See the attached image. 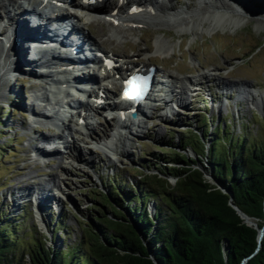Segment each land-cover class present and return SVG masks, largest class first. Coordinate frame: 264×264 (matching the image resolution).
Instances as JSON below:
<instances>
[{
  "label": "rangeland",
  "instance_id": "374dc122",
  "mask_svg": "<svg viewBox=\"0 0 264 264\" xmlns=\"http://www.w3.org/2000/svg\"><path fill=\"white\" fill-rule=\"evenodd\" d=\"M6 1L9 5L13 3V0ZM198 1L171 0V3L174 9L191 10L198 6ZM257 1L258 3L250 5L245 0L241 3L243 6L230 3L228 9L242 14L239 20L235 18L232 21L237 20V23L226 27L218 26L210 31L188 30L180 34L172 27L146 25L145 28H133L132 31L125 29L124 33L120 34L125 38H116L110 36L107 31L110 21L89 22L87 27L91 32H100L98 39L105 48L112 52L124 51L133 55V61L154 62L160 68L179 76L192 77L204 73L213 75V79L207 77L196 80L194 90L184 100L186 104L176 112L169 108L170 116L162 111L148 112L146 116H140V123L138 119H126V142L121 143L119 149H116L114 144V132L110 134L114 130L115 119L105 120L98 114L93 120L96 129L94 137L105 142L109 138L112 142L111 148L81 141L75 133H72L73 141L69 140V137L61 138L64 147L76 144L78 149L85 153V156L82 153L84 161L85 158L91 159L93 166L80 162L79 154L74 160L63 157L56 147L50 150L54 152L50 164H43L41 159L33 156L34 144L43 143L38 142L36 137H57L51 135L47 127L40 126L33 116L35 109L39 108L37 102L45 103L46 94L43 89L31 88L36 79L30 78L33 82H28V74L26 78L25 74L14 73L15 68H3L0 72L1 219L26 212L24 221L23 217L17 219L22 221L24 230L36 226L35 236L46 238L45 245L51 249L62 250L65 243L71 244L80 236L86 237L85 230L89 218L96 209L111 215V208L105 201L104 194L109 188H115L112 184L116 185L117 197L123 203L130 201V206L141 204V192H147L144 189L145 179L141 180V171L159 173L153 165L156 159L163 155L164 150L168 149L166 144L178 146L188 130L200 132L205 121L207 125L212 123L213 126L220 127V131L226 130L230 134H240L245 126L247 132L252 136L256 135L260 118L264 115V0ZM114 2L111 0L112 5ZM4 10L5 7L0 8V13H4ZM132 45L146 52L137 53ZM35 68L38 70L39 67ZM223 81L248 84L246 88L249 91H240L239 95L241 98L252 95L255 102L235 100L234 97L224 100L225 96L220 97L225 86ZM109 91L114 93V87ZM31 100L35 104L31 105ZM170 105L169 103L168 107ZM153 111H156V108ZM55 131L60 132L57 128ZM189 140L192 145L195 144L193 136ZM177 146L174 148L178 149ZM185 152L189 156L194 155L190 148ZM159 176L166 178L169 184H174L173 177H165L160 173ZM26 186L28 190L45 188L47 194L54 196L55 205L54 202L48 204L50 206L41 205L40 202L37 205L36 201L29 198V193L17 196ZM120 187L122 189H119ZM156 191L159 193L160 190ZM130 192L133 197H127L126 194ZM22 207L26 209L25 212H22ZM148 209L153 213V199H150ZM120 213L130 218L123 210ZM54 229L55 233L52 234Z\"/></svg>",
  "mask_w": 264,
  "mask_h": 264
},
{
  "label": "trees",
  "instance_id": "16d2710c",
  "mask_svg": "<svg viewBox=\"0 0 264 264\" xmlns=\"http://www.w3.org/2000/svg\"><path fill=\"white\" fill-rule=\"evenodd\" d=\"M260 121L254 136L245 126L237 135L217 126L209 130L212 123L204 121L200 132L188 130L178 146L166 144L168 149L153 167L175 178L174 184L159 173L141 171L147 192L138 187L141 204L132 206L117 197L112 184L116 189L104 194L111 215L96 209L86 237L65 243L62 250L35 236L36 226L24 230L17 220H25L24 207L25 214L10 218L1 219V212L0 264H264V233L258 242L264 230V115ZM189 148L194 155L186 154ZM126 195L133 197L131 192ZM150 199L155 201L153 213Z\"/></svg>",
  "mask_w": 264,
  "mask_h": 264
},
{
  "label": "bare ground",
  "instance_id": "6f19581e",
  "mask_svg": "<svg viewBox=\"0 0 264 264\" xmlns=\"http://www.w3.org/2000/svg\"><path fill=\"white\" fill-rule=\"evenodd\" d=\"M244 1L245 0H214V1H212V0H199L198 6L191 9V10H188V9L187 10H177V9L173 8V4L171 3V0H141L142 9L137 14H132V15L128 14L127 10H124L122 7H118L117 13L114 16L119 21V24H117V25H114L113 21L110 20V16H111V14L109 13L110 11L109 12L107 10L104 11V7H100V8L93 7L89 10L82 8L83 9L82 12L88 14V16L85 18L95 17L99 22H104V23L106 21H110V23L108 24V30L107 31L113 37L114 36H116V37L122 36L120 34L124 33L125 29H127L129 31L133 30V28H132L133 26L129 27L128 25H126L127 22H138V23H142L143 26H146V25H148V26H159V28H161V27H172V28H175L177 33L182 34L188 30L210 31V30L216 29L218 26L226 27V26H229L230 24L234 25V23H237V20H235V22H232V21H234L235 18H238V20H239V18L242 14L238 13L237 11L233 12L234 10L231 11V9H228V8H230L229 4L232 3V4H236V5L240 6V4ZM246 1L250 5L253 3H255V4L258 3L257 0H246ZM214 2H219V3L215 4ZM72 3L74 6L81 8L79 6L80 5L79 0H72ZM4 4H5V0H3V2L0 3V6H3ZM115 6H116V4L114 5V7ZM241 6H243V5L241 4ZM244 8H247V6H244ZM248 9L251 11L255 10V9H250V8H248ZM9 16L10 15L5 13L6 18H8ZM80 23L82 26V30H85V29L87 30L88 23H86L84 21H82ZM36 27H38V26H36ZM141 28H143V27H141ZM40 31H41V27H39L35 30V32H38V33ZM12 34H13V36H11V38L9 39L10 46L5 51L4 58H2L0 55V57L3 59V61L0 60V72H1V70H3V68H6V67H10L11 69L15 68L14 70H16V67H18L19 64L27 65L34 72L36 71L35 66H38L39 68H37V69H40L42 67L41 66V60L39 59V56L37 55L38 53H36L35 54L36 56H34V53L29 48L32 39L28 38V34H26V30L24 28H18L17 30H12ZM41 34H43V33L41 32ZM99 34H100V32H95V33L91 32V34L89 33L88 37L89 38L93 37L94 41L97 42L96 44L101 45V41L98 39ZM0 35H3V34H0ZM122 37H124V35ZM6 46H7L6 43H3V45H1V48L2 47L6 48ZM132 46H134V45H132ZM125 48H127V47H125ZM138 52L144 53L146 51L141 50V48H140V49H138ZM117 55H118L120 60H125L128 62H130L132 60V56L127 55L126 52H124V51L119 52ZM119 73L120 72L116 71L112 75L115 76L116 74H119ZM166 73H167L169 79H171V80L176 79L178 83H182L183 81H185V82L188 81V82L193 83L195 80H200V78H207V77H211L213 79V75L210 73H204L202 75H197L194 77H188V76L178 77V76H175L173 73H170V72H166ZM24 76L27 78L26 75H24ZM96 83H98V85H99V81L94 82V84H96ZM223 84L225 86H224V89H222V91H221L220 97L225 96L224 100H228L227 97H229V99H232L234 97L233 99H235V100H239V99L248 100V101L254 100L252 102H255V99L252 95H250L249 97L246 96V97H242V98L239 95L240 91H244V90L247 91L248 90L246 88L249 86L248 84H246V83L235 84V83H232L230 81H223ZM32 87L34 88V86L31 84V88ZM99 87H100V85H99ZM170 92H171V94L174 95L175 90L171 89ZM179 94L181 96L186 94L184 88L181 90V92ZM250 97H252V98L248 99ZM33 104H35V103L31 100V105H33ZM225 104L227 105L228 103H225ZM41 105H45V104H41ZM109 107H112V106H109ZM93 109L94 108L92 106L87 108V110H93ZM218 110L220 111V108ZM36 111H38V109L37 110L35 109V112ZM214 111H216V109H214ZM44 116L48 117L47 115H44ZM40 126L47 127L49 130V133L51 135L54 134L57 137L60 135L59 131L54 132L55 128L52 125L41 124ZM70 127L72 130L80 128L77 121L73 125L70 124ZM119 127H121L123 130L125 129L124 125H121ZM113 129H114L113 136H116V140H115L114 144H115L116 149H119L118 147L120 146V144L126 142V138H125L126 136L122 135V134H118V129H116L115 127ZM92 139H94V138H92ZM36 140L38 142H43L46 144L51 143L50 138L47 139V137H45V136H38V137H36ZM105 143L108 144L110 142L106 141ZM34 146L37 147L36 157L42 158V157L47 156L49 158L46 157L47 160H45L43 162V164H50L51 163L50 161L52 159L51 157L54 156L53 155L54 152H46L44 150V148L41 147V145L39 146L37 143L34 144ZM66 150L68 151V156L72 160L77 159L76 156L79 154L78 160L80 159L79 160L80 162H85V163L90 164V166H93L91 159L86 160V158H85V161H84V159L82 158L83 152L80 149H78L76 144L73 143L71 145V147H68ZM120 151H121V149L119 150V152ZM122 151H123V148H122ZM83 154L85 156V153H83ZM61 159H60V161H61ZM38 163H40V162H38ZM44 189L45 188H42V187H40L38 189V195L35 196V200L33 199V201H36L37 205H38V202H40L41 205L53 204L54 196L51 195L53 197L52 198L49 194H47L45 192ZM31 191L32 190H28V187L26 186L25 188H22L19 193L18 192L17 193L18 194H20V193H24V194L29 193L30 194ZM32 192H34V191H32ZM20 196H22V195H20ZM54 205H55V202H54ZM48 206H50V205H48ZM41 217H42V215H41Z\"/></svg>",
  "mask_w": 264,
  "mask_h": 264
},
{
  "label": "water",
  "instance_id": "95a60500",
  "mask_svg": "<svg viewBox=\"0 0 264 264\" xmlns=\"http://www.w3.org/2000/svg\"><path fill=\"white\" fill-rule=\"evenodd\" d=\"M206 178L208 179L209 182H211L213 184H216V182L212 179V177L209 174H206ZM220 188L224 191V189L221 186H220ZM230 205L237 211V213L239 214V216L241 218H243L245 222H247L248 224H252L251 219L247 215H245L239 208H237L236 206H234L232 203H230ZM263 233H264V230H260L259 231V235H258L259 245H260V242H261V238H262Z\"/></svg>",
  "mask_w": 264,
  "mask_h": 264
},
{
  "label": "snow or ice",
  "instance_id": "6c2138e0",
  "mask_svg": "<svg viewBox=\"0 0 264 264\" xmlns=\"http://www.w3.org/2000/svg\"><path fill=\"white\" fill-rule=\"evenodd\" d=\"M85 2L87 3V2H89V0H85ZM136 10H137V9H135V8L133 9V11H136ZM142 92H143V87L141 86L140 88L137 89V91H136L134 94L138 96V95H140ZM125 95H126V97L128 96L127 93H126ZM129 98H130V97H129Z\"/></svg>",
  "mask_w": 264,
  "mask_h": 264
}]
</instances>
